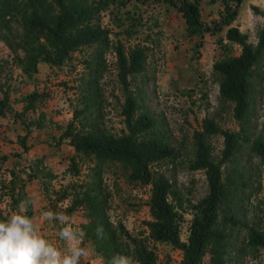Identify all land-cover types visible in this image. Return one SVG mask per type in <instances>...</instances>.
I'll return each instance as SVG.
<instances>
[{"label": "rangeland", "instance_id": "obj_1", "mask_svg": "<svg viewBox=\"0 0 264 264\" xmlns=\"http://www.w3.org/2000/svg\"><path fill=\"white\" fill-rule=\"evenodd\" d=\"M92 5L90 23L107 29V46L97 50V73L99 94L92 116L96 125L108 133L120 131L119 103L121 90L114 70V46L119 42L123 47L138 44L144 50L143 69L129 75L128 88L135 98L137 110L148 112L154 119L148 134L156 135L179 148V156L162 166V171L177 190L181 206L187 200L195 201L207 190L202 169H190L188 160L193 156L194 130H200L203 118L211 119L220 129L236 130V148L223 164L222 171H229L238 195L227 208L237 219L264 230V157L250 149L254 140H264V71L259 69V80L254 84L249 99L250 106L244 117L237 121L231 114V102L220 97L218 83L211 71V63L226 53H237L239 46L224 40L220 33L204 32L200 40L195 34L188 35L178 12L160 2H129L122 7L109 0H74ZM254 6V7H253ZM216 3L200 0L201 18L205 21L215 17ZM240 16L246 21L248 39L256 40L255 30L261 24L264 0H242ZM20 17V14H15ZM243 21V22H244ZM16 20H11L6 29H0V96L6 95L11 108L21 109L20 97L33 88L44 89L46 98L37 103L33 111L23 113L26 120L42 123L38 126L28 123L29 135L25 138L27 148L18 142L24 133L19 119H12L9 111L0 115V153L7 159L0 162V219H6L16 211L22 201H12L13 192L19 189L18 182L25 178L22 170H31L35 158L43 156L42 163L30 179L24 180L22 193L27 198L31 216L39 219L46 211H65L69 196L60 197L62 188L70 189V183L88 179L87 162L74 156L78 174L68 172L69 155L73 152L65 139L58 145L54 142L61 127L72 116L74 105L80 106L78 94L70 86L82 70V60L93 58L91 46L74 51L69 60L61 66L38 64L31 74L22 73L14 60V52L8 42H16L19 32ZM99 48V47H98ZM100 49V48H99ZM95 60V58H93ZM54 137L53 139H51ZM209 153L218 159L223 147L219 132L206 136ZM18 152L20 155H12ZM12 171V172H11ZM106 201V212L114 224L120 222L130 233L146 236L143 220L149 218L146 200L148 185L127 182L116 164L108 163L101 171L98 186ZM16 194V193H15ZM82 227L86 217L77 210L66 212ZM191 212L183 210L180 220V239L184 240ZM62 226L52 224L42 228L43 234L57 246H63L58 233ZM156 253L155 264H177L181 257L178 248L164 242L148 241ZM85 245L89 255L102 257L92 249L88 239ZM225 264H264V246H250L246 243L243 226H236L229 234V247L225 253Z\"/></svg>", "mask_w": 264, "mask_h": 264}, {"label": "trees", "instance_id": "obj_2", "mask_svg": "<svg viewBox=\"0 0 264 264\" xmlns=\"http://www.w3.org/2000/svg\"><path fill=\"white\" fill-rule=\"evenodd\" d=\"M122 7L124 4L160 2L166 4L180 14L188 35L195 34L200 40L204 32L220 33L219 41L237 44V53H226L215 58L211 63V71L218 83L221 98L232 104V117L241 120L250 106V93L259 80V69L264 71V13L261 24L255 30L254 42L248 34L232 24L239 4L242 0H206L216 3L215 17L205 21L201 18L200 0H109ZM92 5L74 0H0V29H6L11 20L19 25L16 42H8L14 52V60L20 71L31 74L37 70L38 64L44 62L49 66H61L81 47L91 46L93 58L82 60V70L74 78L70 87L75 89L81 102L74 105L71 118L63 126L59 136L51 142L56 145L63 139L73 152L69 155L68 172L78 174L74 156L87 162L88 179L79 183L71 182L70 189L63 187L60 197L69 196L64 210H79L86 217L82 228L87 233L90 246L109 264L113 256L132 255L136 264H155L156 253L152 242H164L178 248L181 257L177 264H225V253L229 247V234L232 228L243 226L246 243L250 246H264V230L253 225L240 222L227 208L233 198L238 195L229 171L223 174L222 165L232 156L236 148L238 132L218 128L209 118H203L202 129L194 130L193 156L188 160L190 169H202L207 184L206 192L197 200H187L181 206L177 190L162 171V166L179 156V148L162 138L148 134L154 119L148 112H139L134 96L128 88L129 75L143 69V47L134 44L127 48L119 42L114 46V70L121 90L119 103L121 128L117 133L101 130L92 113L97 106L98 73L97 50L107 46V29L90 23ZM254 7V6H253ZM19 13L20 17L15 14ZM100 49H99V48ZM100 65V64H98ZM258 77V78H257ZM47 96L44 89L33 88L20 97L21 109L16 110L8 104L7 96H0V115L9 111L12 119H19L24 133L18 142L27 148L25 138L30 131L27 121L42 126L36 120H26L23 113L33 111L36 104ZM219 132L223 137V147L218 159L209 153L206 136ZM52 137L51 139H53ZM250 149L258 156L264 157V140H254ZM12 155H20L12 152ZM8 155L0 153V162ZM43 156L35 158L31 170H22L25 178L18 182L16 194L10 187L12 201H28L23 196L25 179H30ZM116 164L127 182L148 185L146 205L149 218L143 220L146 236L130 233L120 222L115 224L109 220L106 212V201L100 194L98 186L103 167ZM12 172V171H11ZM29 203V202H28ZM191 212L185 239H180L179 229L183 210ZM28 215L31 216L29 204ZM103 226L104 236L98 238L96 229ZM130 244L135 251L130 250ZM82 264H88L87 261Z\"/></svg>", "mask_w": 264, "mask_h": 264}, {"label": "clouds", "instance_id": "obj_3", "mask_svg": "<svg viewBox=\"0 0 264 264\" xmlns=\"http://www.w3.org/2000/svg\"><path fill=\"white\" fill-rule=\"evenodd\" d=\"M28 201H21L16 211L0 219V264H82L90 249L85 245L87 233L66 211H46L40 219L28 215ZM41 220L56 221L62 227L57 246L43 234ZM103 238V226L96 229ZM130 250L135 246L130 244ZM109 264H136L132 255L113 256Z\"/></svg>", "mask_w": 264, "mask_h": 264}, {"label": "crops", "instance_id": "obj_4", "mask_svg": "<svg viewBox=\"0 0 264 264\" xmlns=\"http://www.w3.org/2000/svg\"><path fill=\"white\" fill-rule=\"evenodd\" d=\"M239 8H240V4H239V7H238L237 14H236L235 18L232 20V24L233 25H236L241 31L246 32V29L242 28V27H245L246 21H244V17H241L240 16V11L241 10H239ZM223 40L226 41L225 39H223ZM41 224H42V228H44L45 224L46 225H50V224H52V221L49 222V221H43V220H41ZM85 261H87L88 264H100V262H98V258L96 256H94V255L85 257L83 259V262H85Z\"/></svg>", "mask_w": 264, "mask_h": 264}]
</instances>
